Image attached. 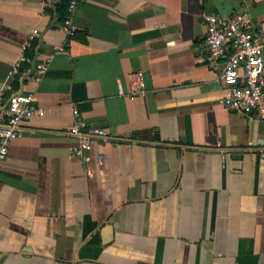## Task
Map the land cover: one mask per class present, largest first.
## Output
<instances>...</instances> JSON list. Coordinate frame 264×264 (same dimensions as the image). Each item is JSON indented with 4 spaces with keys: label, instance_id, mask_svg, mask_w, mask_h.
<instances>
[{
    "label": "crops",
    "instance_id": "0c3cea01",
    "mask_svg": "<svg viewBox=\"0 0 264 264\" xmlns=\"http://www.w3.org/2000/svg\"><path fill=\"white\" fill-rule=\"evenodd\" d=\"M54 3L0 0L1 102L44 110L0 160V264H264V121L223 105L202 18L246 11L264 37V0H80L62 51ZM73 107L109 133L89 165Z\"/></svg>",
    "mask_w": 264,
    "mask_h": 264
},
{
    "label": "built area",
    "instance_id": "2783aa9c",
    "mask_svg": "<svg viewBox=\"0 0 264 264\" xmlns=\"http://www.w3.org/2000/svg\"><path fill=\"white\" fill-rule=\"evenodd\" d=\"M54 3L56 0H48ZM80 0H70L68 12L61 22L66 36L56 45L57 51L65 49L68 38L76 34L77 24L74 21L75 10ZM205 25L204 43L209 55L214 59L223 58L221 82L223 83L222 103L240 115H247L264 121V37L257 34L254 24L246 11L223 16L213 10H203ZM11 66L10 73L19 70L22 62L29 60L26 49ZM49 60V59H48ZM48 60L37 64L39 70H45ZM142 92V77L136 73L131 81V96ZM33 114L43 115L44 110L35 104L32 93L22 91L11 92L6 104L0 97V160L8 153L11 140L22 135V121ZM77 107L72 110V122L68 132L76 137V144L71 154L79 157L85 165L92 161L91 150L97 138L107 137L108 131L99 126L83 127ZM102 161V155L98 156Z\"/></svg>",
    "mask_w": 264,
    "mask_h": 264
},
{
    "label": "trees",
    "instance_id": "16d2710c",
    "mask_svg": "<svg viewBox=\"0 0 264 264\" xmlns=\"http://www.w3.org/2000/svg\"><path fill=\"white\" fill-rule=\"evenodd\" d=\"M70 0H57L54 3V6L52 9L56 12L58 18L60 20H63L68 12V5ZM16 82V81H14Z\"/></svg>",
    "mask_w": 264,
    "mask_h": 264
},
{
    "label": "water",
    "instance_id": "95a60500",
    "mask_svg": "<svg viewBox=\"0 0 264 264\" xmlns=\"http://www.w3.org/2000/svg\"><path fill=\"white\" fill-rule=\"evenodd\" d=\"M86 264H95V263H86Z\"/></svg>",
    "mask_w": 264,
    "mask_h": 264
}]
</instances>
